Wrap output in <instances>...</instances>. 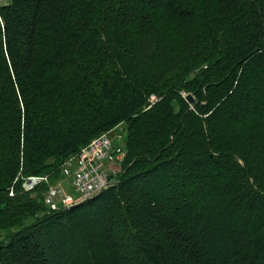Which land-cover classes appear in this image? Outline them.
Wrapping results in <instances>:
<instances>
[{
	"label": "trees",
	"instance_id": "trees-1",
	"mask_svg": "<svg viewBox=\"0 0 264 264\" xmlns=\"http://www.w3.org/2000/svg\"><path fill=\"white\" fill-rule=\"evenodd\" d=\"M132 1L0 0V264H264V0ZM118 126L117 182L52 210Z\"/></svg>",
	"mask_w": 264,
	"mask_h": 264
},
{
	"label": "built area",
	"instance_id": "built-area-1",
	"mask_svg": "<svg viewBox=\"0 0 264 264\" xmlns=\"http://www.w3.org/2000/svg\"><path fill=\"white\" fill-rule=\"evenodd\" d=\"M154 98L157 100L156 96ZM112 130L94 138L64 163L62 173L70 184L68 187L52 185L48 188L45 201L52 210L70 208L84 202L117 182L126 153L123 134L120 132L116 138H112ZM44 181L47 182L48 177L32 176L26 179L24 187L31 190Z\"/></svg>",
	"mask_w": 264,
	"mask_h": 264
},
{
	"label": "rangeland",
	"instance_id": "rangeland-1",
	"mask_svg": "<svg viewBox=\"0 0 264 264\" xmlns=\"http://www.w3.org/2000/svg\"><path fill=\"white\" fill-rule=\"evenodd\" d=\"M138 2V0H133L132 1V7H134V8H136L137 6H135V4ZM253 69V68H252ZM260 74V73H259ZM256 76L260 79V80H262L261 79V77H263L264 75L263 74H260V75H257V73H255L254 72V75H252L250 78H248V84L245 86V87H243V89H245V88H247V89H252V88H255L256 87V85H258V83L256 82L257 81V79H256ZM248 77H249V75H248ZM252 95H255L254 93L253 94H250L249 95V97L251 96V98H252ZM153 97H155V95H153L152 97H151V100H152V102H155L156 101V99L154 98L153 99ZM250 98V99H251ZM122 130V129H121ZM118 133H120V127H117L116 129H113L111 132H110V136L112 137V138H116L117 137V134ZM154 180H158L157 178L156 179H154ZM57 183V185H62V186H66V187H68L69 186V184H70V181H68V179H63V178H61V179H58L57 181H56ZM52 184V183H51ZM137 184H138V188H140V190L142 189V188H144V185H143V182H137ZM84 219V218H83ZM83 227L85 228V227H87V229H91L92 228V225H90V223H89V221H86V219H84V225H83ZM68 241H70V243H72V242H76V241H81V238L78 236H75V237H72V239H67ZM66 240V241H67ZM28 248V247H27ZM89 249H90V246L88 247ZM88 248H86L84 251L83 250H81L80 252H77L78 254H76L75 256H78L79 257V253L81 254V259L79 260V262H80V264H87L88 263V261H89V259L87 258V254H85L84 252H87L88 251ZM30 250V249H29ZM91 250H93V252H95L96 250L95 249H92L91 248ZM98 254V253H97ZM97 254H95L96 256H97ZM33 255H35V256H37V253H35V252H33ZM39 258L37 257V260H38ZM99 262H100V260H98ZM47 264H49V263H47Z\"/></svg>",
	"mask_w": 264,
	"mask_h": 264
},
{
	"label": "water",
	"instance_id": "water-1",
	"mask_svg": "<svg viewBox=\"0 0 264 264\" xmlns=\"http://www.w3.org/2000/svg\"><path fill=\"white\" fill-rule=\"evenodd\" d=\"M186 99L188 100V102H190V103H193V101H194V97L192 96V95H187V97H186ZM112 177V176H111ZM110 177V178H111Z\"/></svg>",
	"mask_w": 264,
	"mask_h": 264
}]
</instances>
